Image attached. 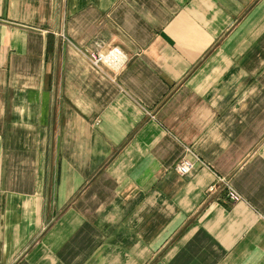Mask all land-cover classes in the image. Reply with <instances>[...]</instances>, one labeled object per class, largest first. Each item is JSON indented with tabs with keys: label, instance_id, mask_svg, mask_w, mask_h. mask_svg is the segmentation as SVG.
Masks as SVG:
<instances>
[{
	"label": "crops",
	"instance_id": "crops-1",
	"mask_svg": "<svg viewBox=\"0 0 264 264\" xmlns=\"http://www.w3.org/2000/svg\"><path fill=\"white\" fill-rule=\"evenodd\" d=\"M0 264H264V0H0Z\"/></svg>",
	"mask_w": 264,
	"mask_h": 264
},
{
	"label": "built area",
	"instance_id": "built-area-1",
	"mask_svg": "<svg viewBox=\"0 0 264 264\" xmlns=\"http://www.w3.org/2000/svg\"><path fill=\"white\" fill-rule=\"evenodd\" d=\"M102 47L103 44L101 42L95 41L92 45V49L86 52L88 61L94 68L99 69L101 67H106L115 73H119L126 68L129 58L125 53L117 48L103 51ZM175 168L179 175L187 176L191 173L194 166L187 160H181L176 164ZM218 189L225 192L227 201L234 204L241 202L242 198L226 179H217V181L209 187L208 193H214Z\"/></svg>",
	"mask_w": 264,
	"mask_h": 264
}]
</instances>
